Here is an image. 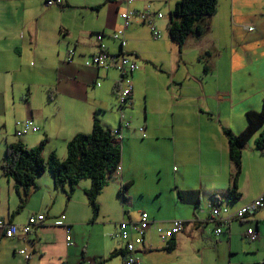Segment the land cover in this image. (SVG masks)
Segmentation results:
<instances>
[{"label":"crops","instance_id":"obj_1","mask_svg":"<svg viewBox=\"0 0 264 264\" xmlns=\"http://www.w3.org/2000/svg\"><path fill=\"white\" fill-rule=\"evenodd\" d=\"M47 1L0 0V134L8 122L18 120L30 119L38 127L36 133L15 135L16 141L1 137L0 164L6 144L14 142L33 149L45 141L44 160L50 155L63 160L70 139L90 134L97 119L111 131L122 126L121 138H115L121 149V171L98 196L109 232L97 240L86 238L84 244L88 233L81 227L92 223L85 221L90 219L84 194L89 180H81L67 199L69 185L55 188L51 174L45 172L18 210L15 183L0 176V220L22 225L31 215L45 216L24 240L5 238L0 231V264H84L87 248L91 264L104 260L102 264H123V244L113 237L116 224L139 220L141 212L154 221L137 246L143 264H263L264 206L231 222L220 236L213 233L208 208L234 211L264 194V156L254 148L264 125L242 152L240 197L235 202L228 198L233 166L222 131L241 133L248 124L246 113L262 107L264 60L259 57H264V0H218L204 33L188 36L181 47L168 37L172 8L167 15L159 10L167 0H134L129 6L126 0H61L51 7ZM147 5L162 14L155 22L159 39H152L149 28L140 23L128 27L123 43L112 38L122 24L120 13L127 7L144 10ZM97 34H102L100 40ZM101 47L110 54L122 52L137 63L131 74L132 103L124 113L128 127L115 117L113 86L119 73L87 65V58ZM229 47L230 54L222 57ZM70 49L74 56L67 62ZM208 54L207 61L199 58L195 65L193 55ZM184 133L191 143L177 151ZM170 145L173 158L184 152L187 161L171 173H161L158 161L170 152ZM145 149L153 153L149 165L142 154ZM61 215L63 226L56 224ZM172 220L186 224L164 244L157 229H166ZM67 226L78 236L71 243L65 241ZM248 229L258 232L256 241L246 239ZM114 252L118 254L108 259Z\"/></svg>","mask_w":264,"mask_h":264},{"label":"trees","instance_id":"obj_2","mask_svg":"<svg viewBox=\"0 0 264 264\" xmlns=\"http://www.w3.org/2000/svg\"><path fill=\"white\" fill-rule=\"evenodd\" d=\"M112 1L116 0H106V2ZM217 4L218 0L177 1L169 13L167 24L169 39L181 47L188 36L202 35L209 26L210 19L217 11ZM125 31L121 38H116V40L123 43ZM114 55L124 54L121 52ZM117 86L118 83L113 86L114 96ZM246 119L248 124L239 134H233L229 129L222 128L227 140L228 156L233 166L228 187V198L233 202L240 197L237 179L241 172L242 152L247 143L264 125V97L261 110L259 112L248 111ZM118 130L119 128L115 131L105 129L97 119H94L90 134H77L70 139L66 148V157L63 160H59L55 155H50L47 161L44 160L42 151L45 141H42L33 149H27L17 142L6 144L4 161L0 164V176L11 179L15 183L19 197L18 210L23 208L32 191L37 188L36 179L43 173L49 172L53 178L55 188H63L65 184L69 185L67 199L70 198L81 180L90 181V187L84 191V194L92 211V221H94L99 212L98 196L107 182L112 179L116 168L120 166L121 149L118 143L115 142L114 136V132ZM254 148L264 156V129L254 140ZM126 188L125 185L120 189L119 195L121 198L123 197L121 194ZM61 217H63V220H61V226H63L65 216L61 215L59 219ZM120 223L116 224L113 237L118 232ZM66 229L69 232L71 228L67 226ZM114 238L123 244V250L120 253L123 256L124 264L127 254L125 243L118 237ZM117 254L118 252L111 253L108 259L115 257ZM105 261L97 264H102Z\"/></svg>","mask_w":264,"mask_h":264},{"label":"built area","instance_id":"obj_3","mask_svg":"<svg viewBox=\"0 0 264 264\" xmlns=\"http://www.w3.org/2000/svg\"><path fill=\"white\" fill-rule=\"evenodd\" d=\"M133 1L134 0H126L127 6H129ZM60 3L61 0H48L46 2V6H56ZM119 16L122 21V25L113 35V38H121L126 28L133 23H142L146 25L150 30L152 39L157 40L160 38V34L157 30L155 22L156 19L162 18V14L159 12L151 11L148 5L144 8V10L140 11L133 10L127 7L122 13H120ZM101 38V34H97V39L100 40ZM73 56L74 50H68L66 61L71 62ZM87 65L99 67L104 70L114 68L119 73L120 79L115 91V99L119 107L118 112L120 114V121H124L125 115L123 110L129 107L132 103L131 95L133 88L131 82V74L134 70L137 69V63L129 56H117L114 54H109L105 50H103V47H101L98 53L92 54L87 58ZM128 126L129 122L126 121L124 123V127ZM14 127L15 135L18 137L27 135L29 133H36L38 131L37 125L30 119L18 120L15 122ZM121 128L122 126L119 127V130L117 132H114L115 138H121ZM139 131L142 132L143 128H139ZM120 171L121 167L118 166L115 170V173H120ZM263 206L264 194L259 196L249 204L234 211H230L228 210V208L222 206H210L208 208V215L209 222H212L214 224V235H222L224 233L223 229L228 227L231 222L243 220L245 217L256 213L259 209L263 208ZM44 220L45 216L43 214L31 215L28 218L27 222L22 225L0 220V231H2L5 238L17 237L24 240L30 234L32 228L37 225H41ZM61 220H63V217H61L60 221H58L56 224L61 226ZM152 223H154V221L148 219V215L145 212H141L140 219L138 221L122 220L119 225L118 232L114 234V237L120 238L125 243L127 254L125 256L124 264H143L140 257L137 255V246H141L143 244V233L145 229ZM185 224V221L172 220L170 222V226L166 229L159 227L157 229V232L160 235L161 242L165 244L172 236L181 233ZM258 238L259 234L257 231H254L252 229L247 230L246 239L249 242H254ZM70 241L71 240L67 235L66 242L69 243ZM22 253L23 252H20V254Z\"/></svg>","mask_w":264,"mask_h":264},{"label":"rangeland","instance_id":"obj_4","mask_svg":"<svg viewBox=\"0 0 264 264\" xmlns=\"http://www.w3.org/2000/svg\"><path fill=\"white\" fill-rule=\"evenodd\" d=\"M179 0H167L166 3L165 2H162L160 4V11L167 15V9L168 8H172L174 7L175 5V2H177ZM120 28V25L117 27V29ZM147 34L148 36L149 33H148V30H147ZM227 45H230L229 42H227ZM227 53L230 54V47L228 48V50H226L225 52V49L223 50V54H222V57H226L227 56ZM208 57H209V54L208 55H202L201 57H197L196 55H193V61H195V65H199L200 63L197 62L198 59L200 58V62H204V61H207L208 60ZM261 58V60H264V57H259V59ZM200 68H203V67H200ZM251 74H248L247 77H250ZM254 75H257V72L255 70L254 72ZM243 84H246V83H243ZM248 85V84H247ZM236 88V87H235ZM115 117L116 119H120V114L118 112L119 110V107L117 105V101L115 100ZM123 112L125 113V109L123 110ZM127 117V116H126ZM126 117L123 121V123L126 121ZM14 122H8L7 123V126L4 130H2V135L0 134V157H1V153H2V150H3V138H7L9 141H16L17 139L15 138V127H14ZM170 130V129H169ZM158 133V132H157ZM1 137H3L1 139ZM18 137V136H17ZM182 138H184L183 140H181V142H178L176 148H177V151L180 150V149H186L187 146L191 143V137H188L187 138V133H184ZM173 147V146H172ZM150 149H145L143 150L142 154L145 155V161H146V164H150V157L152 156L153 153H150ZM184 152L182 153H177L176 154V158H173V154L171 152V145H170V152L165 155H163L158 163H159V169H161V173H166L167 171H169L170 173L173 172V167L174 169H177L180 165V163L185 160L186 158L182 155ZM187 161V160H185ZM183 161V162H185ZM190 162V160H189ZM196 164V163H195ZM189 166V165H188ZM157 171L159 172L158 169H154L153 168V172L157 173ZM115 174V172H114ZM158 174V173H157ZM112 182H110L109 184H111ZM106 186V185H105ZM104 191V190H103ZM78 192V191H77ZM102 193H100L99 196H101ZM99 202V201H98ZM88 212H90V219L89 220H85L86 222H92L90 224H85L84 226L81 227V230L83 231V233L87 232L88 234L86 235V237L84 238V240L82 241L83 244L86 242V238L89 239L90 237H93L95 240H97V238H100L103 236V234H107L109 231L105 232V226L103 225V222L104 220H106V217H103V210L104 208H102L101 206H99V212H98V217H97V220L94 222V221H91L92 220V211H91V208L89 207V209H87ZM90 210V211H89ZM105 210H107V213L111 214V210H109V208H106ZM103 217V218H102ZM79 236L81 235V231L79 230L78 232ZM69 236L70 238V242H72V240L74 241L76 238H78V236H76V233L75 232H68L66 233V236ZM66 236H65V241H66ZM92 239V238H91ZM86 250V249H85ZM91 249L90 248H87V253H85V258L87 259L85 261L84 264H91L92 261H91Z\"/></svg>","mask_w":264,"mask_h":264}]
</instances>
